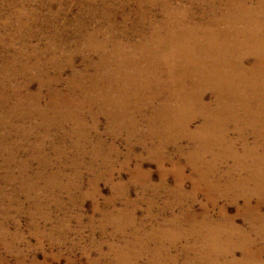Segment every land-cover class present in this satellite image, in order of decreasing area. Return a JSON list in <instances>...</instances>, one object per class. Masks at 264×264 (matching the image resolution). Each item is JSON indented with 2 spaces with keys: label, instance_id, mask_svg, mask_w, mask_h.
I'll return each mask as SVG.
<instances>
[{
  "label": "rangeland",
  "instance_id": "obj_1",
  "mask_svg": "<svg viewBox=\"0 0 264 264\" xmlns=\"http://www.w3.org/2000/svg\"><path fill=\"white\" fill-rule=\"evenodd\" d=\"M0 264H264V0H0Z\"/></svg>",
  "mask_w": 264,
  "mask_h": 264
},
{
  "label": "bare ground",
  "instance_id": "obj_2",
  "mask_svg": "<svg viewBox=\"0 0 264 264\" xmlns=\"http://www.w3.org/2000/svg\"><path fill=\"white\" fill-rule=\"evenodd\" d=\"M218 31H219V30H218ZM212 33L215 34V32H212ZM210 37H211V36H210ZM212 37H213V36H212ZM215 37H216V35H215ZM217 45H218V44H217ZM203 50H204V49H203ZM206 50H207V49H206ZM181 53H182V52H181ZM202 53H203V52H202ZM212 53H213V52H212ZM199 55H200V54H199ZM210 55H211V53H210ZM200 56H201V55H200ZM207 56H208V55H207ZM218 56H219V55H218ZM220 56H221V55H220ZM233 57H234V56H233ZM202 59H203V58H202ZM219 59H220V58H219ZM219 59H218V60H219ZM232 61H233V60H232ZM240 62H241V61H240ZM240 62H239V63H240ZM242 62H243V61H242ZM199 63H200V62H199ZM243 63H244V62H243ZM239 65H240V64H239ZM243 65H244V64H243ZM245 67H246V66H245ZM231 68H232V67H231ZM215 70H216V69H215ZM232 70H233V69H232ZM248 70H249V69H248ZM248 72H249V71H248ZM256 72H257V71H256ZM212 73H213V72H212ZM252 74H253V73H252ZM247 75H248V74H247ZM256 75H257V74H256ZM254 76H255V73H254ZM240 78H242V77H240ZM245 78H246V77H245ZM247 78H248V77H247ZM247 80H248V82L250 81L249 79H247ZM251 80H252V79H251ZM253 80H254V79H253ZM260 80H261V79H260ZM254 81H256V79H255ZM234 82H235V81H234ZM236 82H237V81H236ZM252 82H253V81H252ZM252 82H251V83H252ZM246 83H247V81H246ZM249 83H250V82H249ZM249 83H247V84L249 85ZM251 83H250V84H251ZM233 84H234V83H233ZM240 84H241V83H240ZM255 85L257 86V84H255ZM228 86H229V85H228ZM241 86H242V85H241ZM243 86H244V85H243ZM251 86H252V84H251ZM253 86H254V84H253ZM256 86H255V87H256ZM244 87H245V86H244ZM242 88H243V87H242ZM246 88H247V87H246ZM221 89H222V88H221ZM223 89H224V86H223ZM226 89H227V88H226ZM248 89H249V88H248ZM253 89H254V88H253ZM221 91H222V90H221ZM247 92H248V91H247ZM257 92H258V91H257ZM226 93H227V91H226ZM226 93H225V94H226ZM223 94H224V93H223ZM223 94H222V95H223ZM226 95H227V94H226ZM230 95H231V94H230ZM230 95H229V97H230ZM223 96H224V95H223ZM221 97H222V96H221ZM231 97H232V95H231ZM234 97H235V96H234ZM232 98H233V97H232ZM232 98H231V99H232ZM220 99H221V98H220ZM224 99H225V98H224ZM224 99H223V100H224ZM236 99H237V98H236ZM239 99H240V98H239ZM239 99H238V101H239ZM221 100H222V99H221ZM233 100H234V99H233ZM218 101H219V100H218ZM228 101L231 102V100H228ZM224 102H225V100H224ZM226 102H227V100H226ZM235 102H236V101H235ZM240 102H241V101H240ZM243 102H244V100H243ZM243 102H242V104H243ZM244 103H245V102H244ZM217 104H218V103H217ZM221 104H223V103H221ZM224 104L226 105V104H228V103H224ZM240 104H241V103H240ZM240 104H238V105L240 106ZM242 104H241V106H242ZM218 105H220V104H218ZM243 105H244V104H243ZM236 107H237V105H236ZM242 107H243V106H242ZM220 108H221V107H220ZM244 108H245V107H244ZM238 109H239V108H238ZM240 109H241V108H240ZM246 109H247V107H246ZM256 120H257V119H256ZM209 124H210V123H209ZM238 125H239V124H238ZM247 145H248V144H247ZM257 155H258V154H257ZM237 168H238V167H237ZM228 175H229V174H228ZM214 186H215V185H214ZM226 211H227V210H226ZM194 216H195V215H194ZM209 218H210V217H209ZM213 237H214V236H213ZM195 240H196V239H195ZM250 249H251V248H250ZM251 252H252V251H251ZM255 258H257V257H255ZM249 259H250V258H249ZM257 260H258V259H257Z\"/></svg>",
  "mask_w": 264,
  "mask_h": 264
}]
</instances>
